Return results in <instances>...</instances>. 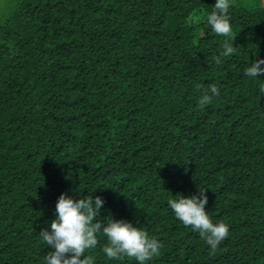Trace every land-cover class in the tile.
I'll use <instances>...</instances> for the list:
<instances>
[{
  "label": "trees",
  "instance_id": "trees-1",
  "mask_svg": "<svg viewBox=\"0 0 264 264\" xmlns=\"http://www.w3.org/2000/svg\"><path fill=\"white\" fill-rule=\"evenodd\" d=\"M213 3L0 0V264H42L62 192L155 236L145 264H264V77L243 72L264 57V1L231 0L219 62ZM198 189L228 225L215 251L167 207ZM104 243L94 264H136Z\"/></svg>",
  "mask_w": 264,
  "mask_h": 264
},
{
  "label": "clouds",
  "instance_id": "clouds-1",
  "mask_svg": "<svg viewBox=\"0 0 264 264\" xmlns=\"http://www.w3.org/2000/svg\"><path fill=\"white\" fill-rule=\"evenodd\" d=\"M230 6L231 0H214L211 10L203 17L211 32L225 37L218 55L214 57L217 62L220 57H228L235 51L229 21ZM243 72L248 78L261 80L260 77H264V57L254 56ZM260 92L264 93V88ZM217 94L218 88L209 84L206 90H202L197 104L205 106ZM173 197L168 198L166 203L175 218L184 226L197 231L210 250L215 251L228 235V225L223 221L214 223L210 220L205 211L207 197L204 189H198L197 194L185 196L177 193ZM102 205L104 199L99 195L74 199L71 195L60 193L54 205V218L38 233L46 248L42 264H94L86 251L97 246L98 236L101 235L105 243L100 251L110 261L125 256L133 259L136 264H145L159 254L161 242L143 228L125 219H114L111 216L100 218Z\"/></svg>",
  "mask_w": 264,
  "mask_h": 264
},
{
  "label": "rangeland",
  "instance_id": "rangeland-1",
  "mask_svg": "<svg viewBox=\"0 0 264 264\" xmlns=\"http://www.w3.org/2000/svg\"><path fill=\"white\" fill-rule=\"evenodd\" d=\"M262 1H264V0H262Z\"/></svg>",
  "mask_w": 264,
  "mask_h": 264
}]
</instances>
